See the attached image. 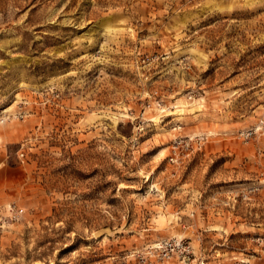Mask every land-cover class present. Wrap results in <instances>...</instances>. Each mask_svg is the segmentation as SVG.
Segmentation results:
<instances>
[{"label":"rangeland","instance_id":"rangeland-1","mask_svg":"<svg viewBox=\"0 0 264 264\" xmlns=\"http://www.w3.org/2000/svg\"><path fill=\"white\" fill-rule=\"evenodd\" d=\"M0 264H264V0H0Z\"/></svg>","mask_w":264,"mask_h":264},{"label":"built area","instance_id":"built-area-1","mask_svg":"<svg viewBox=\"0 0 264 264\" xmlns=\"http://www.w3.org/2000/svg\"><path fill=\"white\" fill-rule=\"evenodd\" d=\"M169 158L171 161H175L176 160V154L175 151H173L170 155ZM157 248H159L161 250V252L163 253V256H169L171 252H173L174 250H178L181 253L184 251H187V247L184 244V241L182 239H178V238H170V239H164L162 241H159V243H157Z\"/></svg>","mask_w":264,"mask_h":264}]
</instances>
